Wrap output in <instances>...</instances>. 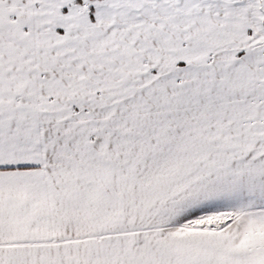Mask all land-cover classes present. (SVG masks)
<instances>
[{
	"label": "snow or ice",
	"instance_id": "obj_1",
	"mask_svg": "<svg viewBox=\"0 0 264 264\" xmlns=\"http://www.w3.org/2000/svg\"><path fill=\"white\" fill-rule=\"evenodd\" d=\"M0 264H264V0H0Z\"/></svg>",
	"mask_w": 264,
	"mask_h": 264
}]
</instances>
